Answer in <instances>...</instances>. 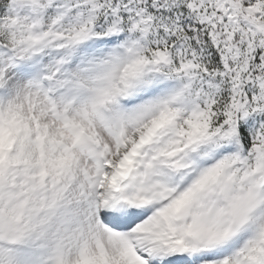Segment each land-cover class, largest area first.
Wrapping results in <instances>:
<instances>
[{"label":"snow or ice","instance_id":"obj_1","mask_svg":"<svg viewBox=\"0 0 264 264\" xmlns=\"http://www.w3.org/2000/svg\"><path fill=\"white\" fill-rule=\"evenodd\" d=\"M0 264H264V0H0Z\"/></svg>","mask_w":264,"mask_h":264}]
</instances>
